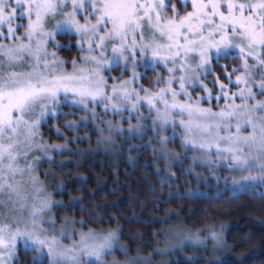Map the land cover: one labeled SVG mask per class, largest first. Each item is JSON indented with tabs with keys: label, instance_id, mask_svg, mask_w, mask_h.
<instances>
[{
	"label": "snow or ice",
	"instance_id": "snow-or-ice-1",
	"mask_svg": "<svg viewBox=\"0 0 264 264\" xmlns=\"http://www.w3.org/2000/svg\"><path fill=\"white\" fill-rule=\"evenodd\" d=\"M180 2L186 14L182 15L171 0H0V41H8L0 43V264H14L18 259V241L24 250L38 251L42 264L45 257L46 264H106V255L123 251L122 229L85 232L76 228L77 224L85 227V221L63 218L65 225L55 235L51 209L62 206V202H53L50 194L44 193L34 167L27 161L30 153L65 147L41 142L39 131L47 118L73 115L57 112L65 105L87 109L89 102L102 104L105 112L110 107L113 114L121 116L123 107L124 111L131 110L128 120L146 106L149 115L141 118L151 121L157 136L169 126L173 130L172 138L159 139L162 154L167 155V144L175 140L179 125L185 148L190 146L206 157L214 152L229 171L248 173L240 181L233 179L234 190L237 184L240 188L254 187L256 182L264 185V100L258 99L264 97V0ZM189 5L191 11H187ZM25 20L26 24L19 23ZM49 25L54 30H48ZM17 29H23V35H18ZM58 33L78 36V50L88 53L81 56L84 66L71 61L72 73L64 70L65 62L57 59L55 52H48L49 42L62 47L55 40ZM228 58L241 60L240 68L233 69V74L242 72L235 81L225 73L239 91L229 96L225 85L220 84V95L214 96L195 73L203 70L207 77L212 59L218 62ZM122 61L125 70H131V79L109 84L102 72ZM141 61L146 70L165 67L167 79L158 75L155 81L164 87L153 91L142 84L139 89L133 86L139 83L135 69ZM177 72L182 75L177 76ZM212 83H216L215 77ZM196 87L207 95L193 102L188 88ZM181 97L187 99L182 101ZM220 99L231 101L225 105L228 111L217 113L200 106L201 101ZM237 99L240 104L235 103ZM90 114L99 118L94 109ZM174 116L181 119L177 121ZM72 126L73 122L67 125ZM112 127L109 121V131ZM133 127L143 130L139 123L130 125V130ZM247 128L251 134L243 135ZM222 130L227 135H221ZM57 132L60 134L59 129ZM21 160L25 167H20ZM253 169L257 175H252ZM26 172L30 194L22 179ZM29 195L31 204L27 203ZM193 238L199 241V233ZM211 238L220 241L222 233L211 232ZM63 239L73 243L66 246Z\"/></svg>",
	"mask_w": 264,
	"mask_h": 264
},
{
	"label": "trees",
	"instance_id": "trees-1",
	"mask_svg": "<svg viewBox=\"0 0 264 264\" xmlns=\"http://www.w3.org/2000/svg\"><path fill=\"white\" fill-rule=\"evenodd\" d=\"M56 55L60 60V48ZM222 64L235 77L239 72L233 74V69L240 68L241 60L215 61L212 68L221 79L227 71ZM148 72L151 79L155 72L153 69ZM58 110V113H74L65 118H72L74 125L77 122L80 125L75 126L77 131L66 133L63 115L47 118L41 124V142L65 147L43 153L46 159L51 156L47 160L42 155L38 161L33 159L37 165L35 175L46 189L44 193L50 194L55 202H62L61 207L56 206L58 222H61V213H65L70 221H85V227L76 225L85 232L122 229L120 245L127 252L116 250L115 254L106 255V264L114 260L130 264H264L263 191L231 194L218 188V179L199 176L197 172L202 170L198 166L195 174L188 176L190 179H182V172L186 171L183 160L173 162L169 156L166 160L158 157L156 140H150L146 132L142 134L136 129L138 133L130 135L127 131L130 126L121 130L118 125L109 131L108 122L101 123V115L97 119L90 114L92 117L84 120L81 118L86 114L79 111H70L65 106ZM108 134L117 142L113 146L114 156L104 152L87 158L79 155L109 140L104 138ZM178 147L181 148L179 141L175 142V149ZM209 185H212L210 194L202 193ZM209 228L211 232L222 233V239L213 240L211 232L206 231ZM187 231L199 233V241L171 253H157L164 248L169 233ZM33 253L20 247L14 264H42Z\"/></svg>",
	"mask_w": 264,
	"mask_h": 264
},
{
	"label": "rangeland",
	"instance_id": "rangeland-1",
	"mask_svg": "<svg viewBox=\"0 0 264 264\" xmlns=\"http://www.w3.org/2000/svg\"><path fill=\"white\" fill-rule=\"evenodd\" d=\"M171 2L175 5L176 9L182 15L186 14L185 8L181 4L180 0H171ZM187 11H191L190 5L188 6ZM168 15L169 16L173 15V13L171 12L170 9L168 11ZM81 22H83V20H81ZM19 23L26 24L27 21L26 20L25 21H19ZM48 30L51 31V30H54V29L52 28L51 25H49V29ZM17 34L18 35H23V29H17ZM55 40L60 45H62V47H56L54 44L49 42V44L47 46L48 47V52L49 53H52V52L56 53L57 49L60 48V54H62V57L61 58L59 57V58H60V60H62V58L64 60H66V62L63 65V68H64V70L67 73H72L74 71L72 63H71V61H73V60H75L77 62V66L78 67L84 66V61L81 60V56L82 55H87L88 53H86V52L85 53H81L78 50V48H77V41L79 40L78 36L58 33L55 36ZM0 43H5L6 44V43H8V41H0ZM72 54H73V56H72ZM106 56H107L108 61L112 60L111 52L106 53ZM56 57H58V56L56 55ZM49 59L51 60L52 57L49 56ZM137 60L138 61L141 60V57H140L139 53H137ZM215 61H216L215 59L211 60V62H210L211 63V74L207 75V77H205L202 74L203 70H197V72L195 74L199 77V80L203 83V85L206 86L207 89L211 90V92H212V94L214 96H219L220 95V88H219L220 84L225 85V91L227 92V94L229 96H231L234 93L238 92L239 88L237 86H235L234 84L229 83L228 75H225V77L223 79H221L218 76V74L215 73L214 69L212 68L213 67V63H215ZM142 63H143V61H141V63L137 64L136 69H135L136 72L139 74V83H136L133 86L135 88L139 89L140 85L142 84L145 88H149V89H151L153 91H155L158 87H164L163 84L157 85L155 83V81H156V77L158 75L164 77L165 79H167L169 73L165 70V67L163 65H158L154 69V72H155L154 76L150 79V77H148L149 76L148 70L152 69V68H148L146 70L143 66H141ZM190 63H192L193 67H195V62L190 61ZM252 63H253V61L249 60V64H252ZM222 66L227 68V71L225 70V72L228 73V74H231V79L233 81H235L237 75H241L242 74V72H239L235 77H233L232 73L230 72V69L226 65L222 64ZM116 67L117 66H113L110 71L108 69H105L102 72V75L107 79V82L109 84L118 83L120 80H129V79H131V76H132L131 70H128V71L125 70L123 61L121 62V64L117 68ZM168 67H174V65L169 64ZM25 70H30V69L26 68ZM176 75L179 76V75H182V73L177 72ZM214 77L216 78V83L215 84L212 83ZM257 79H259V76H257ZM173 87L176 88L177 91H179L178 84L174 83ZM108 91H110V90H108ZM188 91L191 93V96L193 98V102H195L198 98L204 97V96L207 95V92L202 90L200 87H196L194 90H193V88H188ZM140 94L144 95L143 92H141ZM180 99L183 101V100H186L187 98L186 97H181ZM258 99L264 100V97H259L258 96ZM61 100H63V97H61ZM228 103H231V101H226L224 99H220L218 102L216 100H212L211 102L201 101L200 102V106L203 107V108H211V110L213 112L219 113L221 111H225V112L228 111V109L225 107V105L228 104ZM235 103L236 104H240L241 101L239 99H237V100H235ZM65 107L68 108L70 111L75 110V111H79L82 114H86V116L82 115L81 119H84V120H87L89 116L92 117L90 115V112H91V110L94 109L96 114L99 117H100V115L103 116V117H101V121H102L101 123H105L106 124V122H104V121H107V122L111 121L112 124H113L112 128H115L116 125H118L121 130H124L125 128H128L130 125L135 126V125H137L139 123L140 125H142V128H143V130L140 133L144 134L143 132H146L149 135L150 140H156V142H155L156 145L155 146H157V152H155V153H156V155L158 157L162 158L163 160H166L167 157L169 156V157L172 158L173 162H175V159H177L178 162H182V160H183L184 168L186 169V171L182 172V175H183L181 177L182 179H184V178H186V180L190 179L188 176L191 175V174H195L194 170H196L197 166H198L202 170V172L201 171L197 172V174L199 173V176L202 175V177L216 178V180L218 179L220 181L219 185L218 184H214V185L215 186L218 185V188H221V190H227L231 194H238V193L251 191V190H257V191H260V192H262V191L264 192V185L260 184L259 182H256L254 187H248V188H240L239 184H237V185H235V189L236 190H234L233 179H235L236 181H240L241 180V176L242 175L246 176V175H248V173L241 174L239 172H231V171H229L228 168L225 167L223 161H221L219 159V157H217L215 155L214 152H213V154L210 157H206V156H203L201 152H199V151H197L195 149H192L190 146L188 148H185L183 143H182V141L184 139V137L182 135L183 128L181 126H179V125H177V127L175 129V136H176L175 140H170V142L167 144V148H168V150H171V152H168L167 155L162 154L161 151H160V148H159V146H161L160 143H159L160 137L162 136V137L172 138L174 133H173V130L171 129V127L169 126L167 129L161 130L160 131V136H157V130L153 129L151 127V121L141 118V117H145V116L149 115V112H148L146 106H142L140 115H135L134 118L131 119V120L127 119V116L131 113V110L124 111L123 107L121 108V111L123 112V116H121L119 114H113L112 109L110 107L108 108L107 112H105L104 111V105H102V104H94V103H91V102H89L87 109H83V108H80L78 106L77 107H71V106H68V105H65ZM57 111L59 112L60 110H58V108H57ZM116 115H117V118L115 117ZM65 117L66 116H63V119H62V121H64V126H63V129H65L64 131L66 133H72L75 130L77 131V128L75 126L80 125V122H77L76 125L73 124L72 128H69V127H67V125H68L69 122H73V119L71 118L69 120H66ZM112 117L116 120V123H115L114 119H112ZM153 117H154V114H153ZM173 118L176 119L177 121L179 119H181V117H179V116H174ZM183 119H187V117H183ZM125 121L127 123H125ZM42 123H43V121L41 122V124ZM48 123L46 124L47 126L50 125ZM231 123L234 125L236 123V121L233 120V121H231ZM41 124H40V128H39L40 133H42L41 132L42 131L41 130ZM81 125L83 126V123ZM42 127H43V125H42ZM107 127H108V123H107ZM108 130H109V128H108ZM111 130H114V129H111ZM127 131H128V133L130 135H134L135 133H138L135 127H133L131 130H127ZM233 133H234V129H233ZM142 134H138L137 136H140ZM220 134L221 135H227V133L224 132L223 130L221 131ZM242 134L243 135L251 134V129L247 128L246 130L242 131ZM111 136H113V135H109L108 134V136H106V137H111ZM106 137H104V138H106ZM155 138H157V139H155ZM21 139H23V137H21ZM177 141H179V144L181 145V148L178 147L180 149L179 151H178V148H177V150L175 149V142H177ZM149 142H145L144 144L148 145V144H150ZM116 143L117 142H116L115 138L114 139L105 140L104 143H102V142L97 143L98 144L97 148L93 149V151L89 149L88 151H84V152L79 153V155L83 154L82 156L87 158V157H91V155H93V153L104 152L105 155H108V156L110 155L112 157V156L115 155V152H113V146H115ZM221 147H226V145L221 144ZM39 153H40V155H39ZM41 155H42V157H45L43 155V152H40V151H36L34 153H30L27 163L28 164H32L33 167L37 166L36 163L34 162L35 157H40ZM31 156H33L32 159H31ZM50 157L51 156L48 155L47 159L50 158ZM193 157H195V159H193ZM47 159L45 157V160H47ZM41 166H43V165H41ZM20 167H25V162L23 160H21V162H20ZM44 169H45V172L47 173L46 167L42 168L43 171H44ZM51 171H52V169H50V172ZM204 172H205V174H204ZM34 174H36V172ZM252 175H257L256 169H253ZM28 178H29L28 177V173L26 172L25 175L22 177V179L25 182L24 187H25L26 193L30 194L31 193V185H28L26 183L28 181ZM43 183L46 184L47 181H43ZM39 186L42 187L44 189V191L46 190L43 187L42 184H40ZM211 186L212 185H209L207 187V189L204 192H202V193L210 194L211 191L209 190V188ZM213 193H215V195L216 194L220 195V194H218V191H215V192L213 191ZM50 198H51V200L53 202H55L53 200L54 198L51 195H50ZM27 203L28 204L32 203L31 195H29ZM61 214H62V216H60L61 222L60 221L58 222L57 221V217L59 216V211L56 210V206L54 205L52 207V209H51V216L54 217L55 220H56L57 233H55V235H57V236L59 235L60 227L65 225V219H63V218H67V220L70 221L68 216H67V214L66 215H65V213H61ZM49 218L50 217H45V219H49ZM44 227L48 228L49 225L45 224ZM76 228H77V230H82L81 227L76 226ZM188 232L189 231H187V232H171V233H169L166 236V240H165V243H164V248L159 249V252H157V253H160V254L161 253L165 254V253H169V252L171 253L172 251L174 252V251L179 250V249H181L183 247H186L187 245H190V242L197 241L196 239L193 238L195 236V234H197V232H189V233ZM191 237H192V239H190ZM208 237H210V234L208 235ZM76 239H78V237H76ZM62 242L66 246H71V244L73 243V241L69 240V239H63ZM20 247L23 248V245L18 241L17 242V255H18V249ZM123 251L127 252V250H126V248L124 246H123ZM112 254H115V252H113ZM38 256H39V252L38 251H34L33 257L36 260L40 261L38 259ZM45 259H46V257L44 258V260ZM137 261L140 262L141 260L137 259ZM116 262H117V264H130V263H121L119 261H116ZM109 264H113V261L110 262Z\"/></svg>",
	"mask_w": 264,
	"mask_h": 264
},
{
	"label": "bare ground",
	"instance_id": "bare-ground-1",
	"mask_svg": "<svg viewBox=\"0 0 264 264\" xmlns=\"http://www.w3.org/2000/svg\"><path fill=\"white\" fill-rule=\"evenodd\" d=\"M122 235V234H121Z\"/></svg>",
	"mask_w": 264,
	"mask_h": 264
}]
</instances>
